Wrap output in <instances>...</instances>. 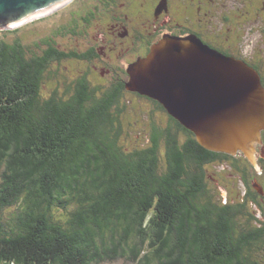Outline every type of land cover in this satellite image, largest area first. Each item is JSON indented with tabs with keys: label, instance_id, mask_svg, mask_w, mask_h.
Segmentation results:
<instances>
[{
	"label": "trees",
	"instance_id": "1",
	"mask_svg": "<svg viewBox=\"0 0 264 264\" xmlns=\"http://www.w3.org/2000/svg\"><path fill=\"white\" fill-rule=\"evenodd\" d=\"M133 6L71 0L0 29V264H264V203L241 158L126 88L137 56L107 24ZM197 35L246 57L237 32ZM249 64L264 86V50Z\"/></svg>",
	"mask_w": 264,
	"mask_h": 264
},
{
	"label": "water",
	"instance_id": "2",
	"mask_svg": "<svg viewBox=\"0 0 264 264\" xmlns=\"http://www.w3.org/2000/svg\"><path fill=\"white\" fill-rule=\"evenodd\" d=\"M69 1L0 0V29L45 16ZM127 71V89L162 104L204 148L240 152L253 161L264 131V87L245 62L198 39L167 36Z\"/></svg>",
	"mask_w": 264,
	"mask_h": 264
},
{
	"label": "flooded vegetation",
	"instance_id": "3",
	"mask_svg": "<svg viewBox=\"0 0 264 264\" xmlns=\"http://www.w3.org/2000/svg\"><path fill=\"white\" fill-rule=\"evenodd\" d=\"M130 1L134 5L130 15L132 18L129 20L127 16L123 17L127 25L125 22L122 24L115 20L116 23L111 24L109 29L113 33L115 28L120 26L122 33L119 31L117 36L132 41L130 49L133 54H136L137 60L144 57L147 50L150 52L154 45L167 36L190 37L209 46L197 34L216 39L219 37L228 39L231 34L237 32L242 39H246V42H241L238 45L246 57H229L242 60L259 74L258 70L249 64V61L254 53L264 50V0ZM255 36H258V39L254 40V38L253 41H250V38ZM144 40L152 41L147 45ZM233 156L241 158L238 168L240 172L248 173L250 178L244 175L241 177L236 169L231 168L229 163L225 162L219 164V169L233 172L225 178V182H231L229 178L235 177L236 183L233 186L243 188L241 178L249 179L250 185L258 193L256 200L264 203V131H261L259 144L254 147L253 161L240 152ZM226 188H229L228 185Z\"/></svg>",
	"mask_w": 264,
	"mask_h": 264
},
{
	"label": "rangeland",
	"instance_id": "4",
	"mask_svg": "<svg viewBox=\"0 0 264 264\" xmlns=\"http://www.w3.org/2000/svg\"><path fill=\"white\" fill-rule=\"evenodd\" d=\"M111 24L108 23L107 26L109 27ZM108 31V29H107ZM109 32H111V30L109 29ZM255 38V39H254ZM258 39V36H255V37H251L250 38V41H253ZM242 42H246V39L243 38L242 39ZM147 56V55H146ZM145 57V56H144ZM144 57H141V58H144ZM127 88V87H126ZM131 92H134V91H131ZM127 107H128V111H134L137 115L141 113L142 116H145L146 114H144L143 112L147 111L148 109H150V104L147 103V102H140L138 101L137 99L133 98L132 96L130 98H127ZM259 144V142H257L255 145ZM256 156V155H255ZM223 195H224V192H223ZM227 196V195H225Z\"/></svg>",
	"mask_w": 264,
	"mask_h": 264
}]
</instances>
